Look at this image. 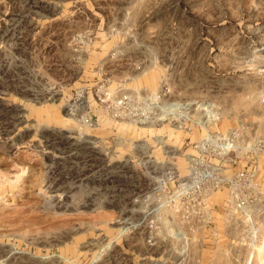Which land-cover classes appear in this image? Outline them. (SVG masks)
Here are the masks:
<instances>
[{
  "label": "rangeland",
  "instance_id": "374dc122",
  "mask_svg": "<svg viewBox=\"0 0 264 264\" xmlns=\"http://www.w3.org/2000/svg\"><path fill=\"white\" fill-rule=\"evenodd\" d=\"M263 95L264 0H0V264H264ZM250 165L256 244L225 184L173 207Z\"/></svg>",
  "mask_w": 264,
  "mask_h": 264
},
{
  "label": "built area",
  "instance_id": "2783aa9c",
  "mask_svg": "<svg viewBox=\"0 0 264 264\" xmlns=\"http://www.w3.org/2000/svg\"><path fill=\"white\" fill-rule=\"evenodd\" d=\"M82 94L81 90L75 91L73 98L66 107V112L73 117H77L84 125L91 127L93 126L94 121L91 116L83 113V110L87 105H82ZM130 101H132V99L129 95H121L118 98L105 103V108L108 111H115L114 113L116 115L122 117L126 115L124 107L129 104ZM166 110H168L167 107L165 108V111ZM227 140L228 138L223 139L220 137H209L204 141L195 143L194 146L201 152L203 150L207 151L211 149L218 154H221V151L222 154H224V151L228 150ZM195 161V158H190L191 164H195ZM255 167L256 165H250V167L236 171L233 175L227 178L219 176H213V178H211L209 173L206 175L207 188L211 187L209 191L207 188L203 190L198 186V178L202 179V177H199L197 171H194V168L192 167V174L189 179L179 183L177 189L170 193L173 207L177 209L181 207V213L183 214V206L186 203L187 206L190 201H193V199H195V194L203 193V196H207L209 192H212L225 184L228 189L230 202L234 207V211L237 213L239 220L241 219V223L243 224L241 227V239L248 245H254L259 241L260 229L258 219H260L262 214L259 207V202L261 200L260 191L258 184L254 181L256 174ZM162 181L163 184H165L164 180ZM202 201L203 200L201 199L198 204L200 205ZM203 204L206 206L205 199ZM201 208H198L196 215H201L202 212H204ZM186 213L188 216H192V214L187 210Z\"/></svg>",
  "mask_w": 264,
  "mask_h": 264
},
{
  "label": "bare ground",
  "instance_id": "6f19581e",
  "mask_svg": "<svg viewBox=\"0 0 264 264\" xmlns=\"http://www.w3.org/2000/svg\"><path fill=\"white\" fill-rule=\"evenodd\" d=\"M173 103H171V105H172Z\"/></svg>",
  "mask_w": 264,
  "mask_h": 264
}]
</instances>
